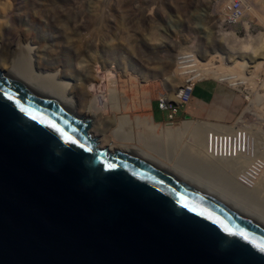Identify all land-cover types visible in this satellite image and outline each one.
Instances as JSON below:
<instances>
[{
    "label": "water",
    "instance_id": "water-1",
    "mask_svg": "<svg viewBox=\"0 0 264 264\" xmlns=\"http://www.w3.org/2000/svg\"><path fill=\"white\" fill-rule=\"evenodd\" d=\"M0 71V264H264V221L100 146Z\"/></svg>",
    "mask_w": 264,
    "mask_h": 264
},
{
    "label": "rangeland",
    "instance_id": "rangeland-1",
    "mask_svg": "<svg viewBox=\"0 0 264 264\" xmlns=\"http://www.w3.org/2000/svg\"><path fill=\"white\" fill-rule=\"evenodd\" d=\"M233 1L23 0V8L16 15V27L12 33L18 35L16 37H19L17 39H20L23 46L31 43L34 38L36 44L41 47L42 66L47 70L57 71L59 76L66 74L75 82L73 93L86 94L88 99L83 103L92 100L94 106L102 110L108 118L114 114L120 115L118 110L113 108L116 106L115 99L119 100L122 108L124 97H136L140 101L150 98L146 92L150 88H153L154 93L159 90L162 93L159 97L169 99L174 88L180 86L188 77L195 82V93L189 103L206 102L212 108V119L202 120L230 124L240 116V121L236 124L242 121L252 135L264 140V82L262 87L254 92L245 91L243 84L239 85L238 89L231 86L230 81H220L216 77L221 72L232 70L227 66V60L231 58L227 56L224 59V55L230 51L227 45L231 42L226 43L225 47L222 35L218 36L214 32L217 30V23L222 24V29L232 30L240 38L260 33L264 35V0H240L245 15L232 25L227 22L225 12ZM13 6V0H0V17L12 10ZM214 21H218L216 25ZM246 24L249 26L246 27ZM263 35L259 43L253 40L251 47H244V51H248L242 55L239 51V56L234 52L236 56L232 57L233 61H236L233 70L240 71L242 75H248L247 68L255 67L260 78L257 79L258 82H262L261 78L264 77ZM232 45L233 43L231 47ZM238 45H234V48ZM45 47L48 49L44 50ZM184 49H200V52L196 53L204 63H199V66L207 67L208 75L194 77L193 67H180L181 64L177 63L180 62L177 53ZM20 50L22 54L23 49ZM27 54L23 53L25 56ZM50 55L55 57L54 60L50 59ZM11 58L13 56L6 57L2 61L3 64L10 66L13 63ZM24 59L25 57H22L21 61ZM42 60H46V63ZM241 62L248 64L239 65ZM9 70L12 71L13 68ZM36 71H33L34 76L37 75ZM251 74L256 79L255 73ZM34 76L28 77L34 80L33 85H39L41 82ZM254 79H251V83H254ZM45 89L46 91L37 90L43 92L45 98L55 97L52 86H46ZM245 93L249 100L246 99ZM246 105L249 107L247 111ZM161 111L165 117L167 110L158 109L157 118ZM125 112L134 114L132 107L122 113ZM110 131L113 130L109 127L107 133L113 134ZM191 171L197 173L200 178L208 175L203 174V169L193 168ZM219 182L218 178H213V184L218 186ZM258 202L254 204L253 214L264 216V200L261 198Z\"/></svg>",
    "mask_w": 264,
    "mask_h": 264
},
{
    "label": "bare ground",
    "instance_id": "bare-ground-1",
    "mask_svg": "<svg viewBox=\"0 0 264 264\" xmlns=\"http://www.w3.org/2000/svg\"><path fill=\"white\" fill-rule=\"evenodd\" d=\"M13 4H14V6H13L12 10L8 11L6 14H2L1 15L2 19L0 17V21H1V23H0L1 24V26H0V71L7 70V71L14 73L25 84L30 86L34 91H36L37 93H39L41 95L43 94V92H39L37 89H43L44 91H46V89H45L46 86H52L54 88L53 94L55 95V97L52 99H49V98H46V99L58 107L71 108V115L74 116L75 118L80 117V116L85 117L88 120V123H90V130H89L90 133H92V135L97 138V141H98L100 146H108L112 151H121L127 155H131L132 157L134 156L140 160L151 161L149 159V156L155 155V152H154V150L151 151V149L150 150L147 149V147L150 148V146H149L150 143L147 144V141H148V140H146L147 137L145 138L146 144H145V142L142 143L145 146H142L141 148H137L136 146H133L129 142L133 138V134H132L133 128L131 130L132 120L130 119L129 114H123L121 116H118L117 114H116L117 115L116 116L114 114V115L110 116V118H108L102 110H99L94 106V103L92 102V100L89 101V103H88V101L86 103H83V101L87 100L88 98H87L86 94L81 95V94L73 93L74 91L72 89L75 88V82L72 81L71 78H69L66 74H63V73L61 74L62 76H59L57 71H53L50 69L47 70L46 68H44L42 66L41 47L38 44H36V42L34 41V38L31 40V43H28L26 46H23L20 43V39H17L19 37H16L18 35H14V33H12V31L16 27V24H15L16 15H18L23 8V0H13ZM227 13L228 12L226 10L225 14H227ZM217 22L214 21V24ZM33 23L35 24L36 22L34 21ZM221 25H222L221 23H217V27H216L217 30L216 31L214 30V32L217 33V35L218 34L222 35V37H221V35H220V37L224 40L225 47H226V43L227 44H229L230 42H231V44L233 43V45H232L233 48L231 47V44L227 45V49L230 51L229 52L227 51V54L224 55V59H226L227 56H228V58H231V59L227 60L228 61L227 66L232 68V70H230L228 72L227 71L221 72L219 75L217 74V76H216L217 79L220 81H224V80L230 81L229 82L230 85L235 86L237 88L241 84H243V85L244 84L245 85L250 84L253 86V84L251 83V79H252L251 75L252 74L250 75L251 77L249 75L245 76V74L242 75L241 73H239L240 71H234L233 70V67H235L236 61H233L234 59H232V57L234 56V54H233L234 52L237 54V56H239V53L242 55L243 53H245V51H248V50L244 51V47L246 45L250 46V44L253 45V40H254V42L256 41V43L257 42L259 43V41L263 38L262 37L263 33H260L259 34L260 36L259 35H256V36L247 35L244 38L243 37L240 38L239 36H236V34L234 32H232V30L231 31L225 30V28L222 29ZM247 25L249 26V24H246V27H247ZM214 28L215 27H213V29ZM201 29H202V27H201ZM233 35H235V36H233ZM218 36H216V37L218 38ZM237 37H239V38H237ZM232 39H233V41H232ZM228 40H229V42H227ZM234 42H236V43L234 44ZM237 43H239L240 45H238ZM234 45H238V46L237 47L235 46V48H234ZM257 45H260V44H257ZM249 46H247V47H249ZM48 47H50V46H48ZM48 47H45L44 50H47ZM20 49H23L22 54H21V52H19V51H21ZM184 50L181 53H185L187 51V49H184ZM199 50H197V51L200 52ZM197 51L192 49L194 56H198L197 55L198 53H196ZM18 52L20 53V55ZM23 53H26V54L29 53L32 55L28 56V54H27V56H25V55H23ZM10 56H13V58L10 59V61L13 63L10 66H6L5 64H3L2 61L4 59H6V57H10ZM199 56H200V54H199ZM22 57H25L24 61H21ZM54 58H53V56L50 55V59L54 60ZM201 59L198 58L197 61L196 60L190 61V60L182 59V61H180V62L177 61V63L181 64V66L179 65L181 68L193 67V73L195 72L194 77H198V76L200 77L201 74L208 75L207 71H206L207 67L205 68L203 66L202 67L199 66V63H201V62L204 63L203 61H201ZM244 59H246V58H244ZM42 61H43V63H46V60H42ZM254 62L256 64V61H254ZM258 63H257V65H258ZM247 64H246V62L245 63L241 62L239 65H243V66L245 65L246 66ZM1 65H3V66H1ZM18 66L20 68H18ZM10 68H13V70L12 71L9 70ZM33 71H36V73H37L36 76H34ZM181 73H183V72H181ZM172 75H173V72H172ZM28 76L29 77L34 76L35 78L38 79V82L40 81L41 83H39V85H36V84L33 85L34 80L30 79ZM184 81L182 83H180L181 84L180 86L177 85V87L174 88L173 91L175 93L172 92V94H171L172 96H170L169 99L166 98V100H170V99L178 100L179 99L180 87L183 85ZM58 88H60V90ZM63 88H64V90H62ZM67 89H68V91H67ZM51 93H52V91H51ZM43 97L45 98V96H43ZM245 97H246V99L249 100V96L246 93H245ZM251 99H252V97H251ZM115 100H116V104H115L116 106L113 108L115 110L120 111L122 109L121 104H120L119 100H117V99H115ZM129 101L130 100L128 97H124L122 105L123 106L127 105L129 103ZM84 104H86V105L83 106ZM245 109H246V111L249 109L248 105L245 106ZM139 118L140 117H138L137 124H138V121H140ZM189 119H190V117H189ZM191 119H193V118H191ZM143 120L145 121V119H143ZM144 121L141 123L143 124ZM238 121H240V116L237 117V119H235L230 124L224 123V122H215V121H206V120H202V121H200V120H186V121H183L181 123L175 122L171 126L165 125L163 127V125H162V127H163L162 129H159L160 125L157 124V126L159 125L158 126L159 130L155 131L154 135L158 139L157 140L158 143H160L162 145L160 147V151H158L159 147L157 148V152H159V154L163 153V154H165V157L170 158V164L168 165V167L175 170L176 173L178 174V176L183 181H185L186 183H188L189 185L193 186L196 189L204 191L208 195L227 200L230 203H232L235 207L253 214L252 209L255 206L254 204H256L258 202V200L261 198L264 200V171H262V173L260 175V179L258 181V184L255 188H253V187H252L253 189L250 187L243 188L242 186H240L238 183H236L233 180V174L235 172V169L232 166V162H235L234 160L228 159V158L227 159H220V160L219 159H212L213 149L210 153H207V155L205 154V151H206L205 148L208 150V145H207L208 129L216 128V129H221V130H230L232 127H235L237 125L236 123ZM241 123H242V121H241ZM248 123H249V121H248ZM132 126H133V124H132ZM109 127L112 128L113 131H110V132L113 134L107 133L109 131ZM146 129H148V128H146ZM155 130H156V128H155ZM93 131H96V133L98 132V134H95ZM261 133H262V131H261ZM134 134H135V132H134ZM138 134H140V133L138 132ZM258 135H259V133H258ZM138 136H140V135H138ZM138 136H137V138H139ZM142 136H143V134H142ZM156 138H154V139H156ZM262 138H264V137H262ZM245 139H246V136H245ZM154 142H156V141L154 140ZM157 146H158V144H157ZM118 149H120V150H118ZM155 151H156V147H155ZM158 156L162 157V154H161V156L160 155H158ZM173 156H174V158H171ZM162 158L164 159V157H162ZM173 159H174V162L173 161L171 162V160H173ZM153 160H154V158H153ZM167 161L169 162V160H167ZM189 163H191V164H189ZM166 166H167V164H166ZM196 167L200 170L203 169L206 172V175L207 174L210 175L209 178L207 177L208 175L205 178L197 177V173L193 172L194 170L191 171L193 168L197 169ZM199 172H201V171H199ZM213 178L214 179L218 178V180L220 181L219 182L220 184L218 186L216 184H213ZM253 215L256 216L255 214H253ZM256 217L260 218L261 220L264 219V216L258 215Z\"/></svg>",
    "mask_w": 264,
    "mask_h": 264
},
{
    "label": "built area",
    "instance_id": "built-area-1",
    "mask_svg": "<svg viewBox=\"0 0 264 264\" xmlns=\"http://www.w3.org/2000/svg\"><path fill=\"white\" fill-rule=\"evenodd\" d=\"M227 22L235 24L240 21L245 15L243 3L240 0L231 2L227 11ZM198 56H194L192 49L187 50L185 53H177V59L194 61L198 60ZM249 71L248 75L255 73L257 76L252 85H243L245 91L257 92L263 85L264 77L261 78L262 82H258L259 75L256 68L246 69ZM251 70V71H250ZM195 91V82L186 78L183 85L180 87L178 100H166L165 98H158V105L161 109L167 110V120L165 125L171 126L177 122L176 114L179 108L187 105L193 98ZM246 136V139H245ZM246 140V141H245ZM261 140V141H260ZM208 150L205 148V154L212 151V159H232V166L235 169L233 180L243 188H255L260 179L262 171H264V140L252 135L247 125L238 123L230 130H221L216 128L208 129ZM252 188V189H253Z\"/></svg>",
    "mask_w": 264,
    "mask_h": 264
},
{
    "label": "crops",
    "instance_id": "crops-1",
    "mask_svg": "<svg viewBox=\"0 0 264 264\" xmlns=\"http://www.w3.org/2000/svg\"><path fill=\"white\" fill-rule=\"evenodd\" d=\"M149 93V97L150 98H145L144 100H138V98L134 97V98H129V103L125 106L122 107L121 111H118V113L120 115L118 116H121L123 114H129L130 116V119L132 120V124H131V130H132V134H133V138L131 139L130 144H132L133 146H136L137 148H141L142 146H145L144 144H142L143 142H145L146 144V140L147 141V144H149L150 148L147 147V149H151V151L154 150L155 152V155L153 156H149V159L152 161V162H156V163H161V164H164L167 166L170 164V158H167L165 157V154L161 153L162 154V157H164V159L162 157H159L158 155L161 156V154H159V152H157V148L159 147V150L160 151V147L162 146L160 143H158V139L156 138V136L154 135V132L159 130V129H162L164 126H165V121L167 120V113L168 111L166 112V115L164 117L162 111L160 113V116L157 118L156 117V111L158 109H161L158 105V97L160 94H162L159 90L158 92L154 93L153 92V88H150L148 91H146ZM195 93V92H194ZM194 95V94H193ZM132 106H129L131 105ZM132 107V110L134 112V114H130V113H122L123 111L129 109ZM163 110V109H161ZM180 112V113H179ZM117 116V115H116ZM138 117L140 121H138V124H137V120H138ZM145 117V118H144ZM190 117V119H189ZM147 118V119H146ZM193 118V119H191ZM212 119V108L209 107V105L204 102V103H197V102H194V103H188L187 105L185 106H182L179 108V111L177 112L176 114V120H177V123H181L183 121H186V120H202V119ZM145 119V121L143 120ZM144 123L142 124L141 122ZM151 121V122H150ZM148 122V123H147ZM150 122V123H149ZM155 123V124H154ZM157 124H159V129H158V126ZM148 125V126H147ZM163 125V127H162ZM135 126V127H134ZM139 126V127H138ZM148 128V129H146ZM168 126V125H166ZM137 127V128H136ZM129 128V127H128ZM144 128V129H143ZM156 128V130H155ZM135 129V130H134ZM153 129V130H152ZM141 130V131H140ZM151 132H150V131ZM135 132V134H134ZM138 132L140 134H138ZM148 132V133H147ZM150 132V133H149ZM143 134V136H142ZM140 135V136H138ZM155 137H154V136ZM100 136V135H99ZM137 136L139 138H137ZM145 136V137H144ZM153 136V137H152ZM101 137V136H100ZM147 137V138H146ZM146 138V140H145ZM156 138V139H154ZM101 139V138H100ZM136 139V140H135ZM153 140V141H152ZM154 140L157 142H154ZM156 143V144H155ZM140 144V145H139ZM158 144V146H157ZM152 147V148H151ZM155 147H156V151H155ZM120 150V149H118ZM122 150V149H121ZM157 153V154H156ZM154 158V160H153ZM171 158H174L171 157ZM163 159V160H162ZM157 160V161H156ZM169 160V162L167 161ZM174 162V159L171 160V162ZM168 162V163H167ZM203 174H206V172H203Z\"/></svg>",
    "mask_w": 264,
    "mask_h": 264
}]
</instances>
